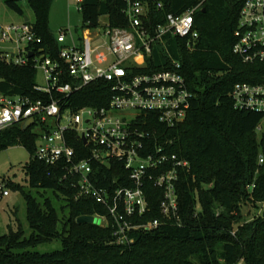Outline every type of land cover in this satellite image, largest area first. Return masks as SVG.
I'll list each match as a JSON object with an SVG mask.
<instances>
[{
	"label": "trees",
	"instance_id": "trees-1",
	"mask_svg": "<svg viewBox=\"0 0 264 264\" xmlns=\"http://www.w3.org/2000/svg\"><path fill=\"white\" fill-rule=\"evenodd\" d=\"M54 0H8L6 6L27 17L23 6L33 13L29 20L42 39L38 48L57 59L63 46L49 26ZM246 0H165L163 11L153 10L147 27L166 25L168 13L182 14L199 5L195 27L200 37L194 51L187 41L168 35L153 46L148 71L170 67L171 58L182 65V73L193 93L186 121L168 129L152 118L151 131L157 143L172 154L188 160L190 171H181L177 184L183 227H162L148 234H136L131 245L114 243L112 228L78 224L84 216L106 215L107 210L91 198L75 200L77 190L61 182V172L33 159L38 134L23 132L20 125L0 132V153L23 146L31 154L25 167L29 188L38 197L8 179L5 187L21 191L28 207L31 235L19 226L0 236V264H264V131L257 128L263 115L236 110L230 98L237 83H258L261 66L243 64L233 52L234 33ZM124 0H82L79 12L84 28L100 27L102 18L113 28L128 27ZM38 71L6 64L0 56V94L45 100L35 90ZM261 73V74H260ZM106 82L91 84L73 97V107L106 106L110 100ZM148 128V127H147ZM80 149L83 145L76 142ZM123 166L97 172L99 188L131 186ZM255 184L253 190L249 186ZM63 202L57 209L46 193ZM146 195L152 208L144 221L160 216L161 190L148 182ZM3 199L0 193V201ZM257 210L246 220L244 207ZM235 233V235H233ZM60 242L61 249L40 253L39 247Z\"/></svg>",
	"mask_w": 264,
	"mask_h": 264
},
{
	"label": "built area",
	"instance_id": "built-area-1",
	"mask_svg": "<svg viewBox=\"0 0 264 264\" xmlns=\"http://www.w3.org/2000/svg\"><path fill=\"white\" fill-rule=\"evenodd\" d=\"M77 2L80 5L82 0ZM124 2L128 27L106 24L84 28V36L78 41L69 30L59 31L57 41L63 49L57 59L38 48L42 39L30 21L0 23L2 61L17 67L31 63L43 72L45 85L37 84L35 90L47 95L45 100L34 101L0 94V132L34 119L28 129L38 134L33 159L58 169L61 182L77 190L75 200L91 198L107 210L106 215L92 217L101 220L100 227L112 228L114 243L120 247L133 244L136 234L183 227L177 184L181 171H190L191 164L158 144L149 126L154 117L168 129L184 123L193 93L179 61L171 58L168 69L149 72L148 60L153 46L168 35L186 40L187 49L194 51L200 37L195 16L201 7L182 14L168 13L166 25L152 28L147 27L150 14L163 11L165 0ZM234 38L233 54L243 64L261 66L262 74L258 83L235 84L231 101L236 110L254 111L264 117V0H246ZM99 82L110 86L109 103L76 110L74 95ZM257 131H264L262 123ZM76 142L83 146L79 149ZM114 164L123 166L131 186L99 188L97 172ZM263 164L261 154L259 165ZM148 182L161 190L162 200L160 216L144 221L153 211L146 195ZM254 188L255 184L248 187ZM0 193L2 197L9 195L2 185Z\"/></svg>",
	"mask_w": 264,
	"mask_h": 264
},
{
	"label": "rangeland",
	"instance_id": "rangeland-1",
	"mask_svg": "<svg viewBox=\"0 0 264 264\" xmlns=\"http://www.w3.org/2000/svg\"><path fill=\"white\" fill-rule=\"evenodd\" d=\"M7 1L0 0V23L22 22V17L6 6ZM23 7L27 18L33 20L32 11L26 6ZM106 24H108V19L102 18L100 21L101 27ZM49 26L55 36L58 35L59 31L69 30L75 41L81 39L84 36L85 29L77 0H54L50 11ZM68 42H70V38L67 40ZM36 81L38 85H45L43 72L38 71ZM262 125H264V120ZM30 160L31 154L23 146L9 148L0 153V185L9 192V195L3 197L0 201V236L8 234L10 229L16 230L19 226L25 231L26 237L31 235L28 222V207L23 193L5 187L6 181L10 179L16 185L23 187L27 193L31 191L33 195L38 197V193L42 191L29 188V180L25 171V167ZM46 197L51 199L57 209H60L63 202L55 199L51 192H47ZM243 214L246 220H250L257 214V210L247 206L244 207ZM95 219L96 225H101V220ZM59 249H61L60 242H53L43 245L35 251L46 253ZM241 262L243 263V261Z\"/></svg>",
	"mask_w": 264,
	"mask_h": 264
},
{
	"label": "water",
	"instance_id": "water-1",
	"mask_svg": "<svg viewBox=\"0 0 264 264\" xmlns=\"http://www.w3.org/2000/svg\"><path fill=\"white\" fill-rule=\"evenodd\" d=\"M25 22H29V19L26 17ZM30 57H33V53L30 54ZM34 124V119L27 120L22 126L21 130L26 132ZM78 224H96V219L92 216L80 217L77 220Z\"/></svg>",
	"mask_w": 264,
	"mask_h": 264
},
{
	"label": "crops",
	"instance_id": "crops-1",
	"mask_svg": "<svg viewBox=\"0 0 264 264\" xmlns=\"http://www.w3.org/2000/svg\"><path fill=\"white\" fill-rule=\"evenodd\" d=\"M25 20H24V18H22V22H24ZM22 22H14L15 24H20V23H22Z\"/></svg>",
	"mask_w": 264,
	"mask_h": 264
}]
</instances>
